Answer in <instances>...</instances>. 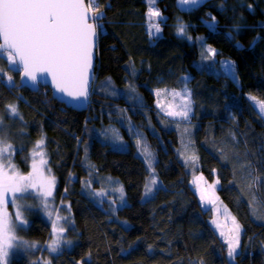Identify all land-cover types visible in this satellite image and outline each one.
I'll use <instances>...</instances> for the list:
<instances>
[{
	"label": "trees",
	"instance_id": "16d2710c",
	"mask_svg": "<svg viewBox=\"0 0 264 264\" xmlns=\"http://www.w3.org/2000/svg\"><path fill=\"white\" fill-rule=\"evenodd\" d=\"M98 2L103 19L97 83L88 112L68 109L49 88L31 92L22 86L21 72L0 59V67L13 81L4 89L7 81L0 77V116L7 138L21 147L17 161L27 173L29 147L44 138L49 165L58 179L60 213L65 212L63 206H70L72 221L66 226L72 244L50 255L45 247L52 224L39 211L30 212V225L20 232L40 248L16 254L10 264L44 260L51 264L81 260L84 264H264V179L255 186L253 201L243 170L253 154L264 153V118L248 100L249 93L264 100V0H207L190 11L181 10L178 0H158L167 17L160 36L150 34L148 0ZM180 24L191 39L178 34ZM198 36L218 51L219 62H235L238 81L220 68L197 67ZM110 80L121 91L114 90ZM185 82L192 91V116L178 130L176 123L160 115L154 90H180ZM9 104L17 106L23 120L8 114ZM78 121L87 122L83 136L77 133ZM121 122L129 132L132 124L145 135L156 152L158 186L142 202L145 215L133 223L118 213L119 199L107 200L115 197L109 192L122 182L97 172L90 156L92 145L103 142V133L111 126L122 128ZM193 152L198 161L186 162L184 158ZM80 153L84 175L77 188L78 178L67 183L60 173ZM103 168L104 164L100 171ZM256 168L264 177V167ZM200 174L209 182L219 178L218 194L243 227L242 251L235 263L211 225V211L203 208L194 191L193 180ZM101 192L107 195H97Z\"/></svg>",
	"mask_w": 264,
	"mask_h": 264
},
{
	"label": "snow or ice",
	"instance_id": "6c2138e0",
	"mask_svg": "<svg viewBox=\"0 0 264 264\" xmlns=\"http://www.w3.org/2000/svg\"><path fill=\"white\" fill-rule=\"evenodd\" d=\"M200 2L201 0H179L181 5H197ZM148 4L150 26L155 30L150 34L155 35L161 29L158 23L151 22V18L159 17L161 13L154 7L155 0H148ZM248 7L251 8V5ZM102 19L103 13L100 11L97 0H0V59H4L13 71L22 72V80L26 78L30 84L38 83L40 74H48L60 93H64L74 101H79L81 98L87 99L93 66V50L97 45L98 28L101 27L99 22ZM178 34L187 36L185 25H179ZM187 38L191 39V37ZM205 53H211L214 56L216 51L205 47L202 56ZM222 63L224 70L235 76L234 63ZM0 77H5L7 83L13 82L12 76L6 75L2 67H0ZM183 79L187 81L188 77ZM129 88L132 92L136 91L132 85H129ZM154 94L157 98V107L166 116L174 120L190 121L193 100L192 92L186 82L180 90L158 88L154 90ZM161 98L168 102L162 103ZM248 100L258 114L264 118V100L251 93L248 94ZM6 110L10 116L23 120L15 104L7 105ZM129 130H132L131 127ZM109 131L115 142L122 143L118 130L110 129ZM133 134L138 137L142 135L136 132ZM103 135L107 137L108 133L105 132ZM44 142L43 137L37 141L31 157L26 158L32 161L30 172L26 175L21 173L13 162L16 149L5 134L3 117L0 116V264H9V256L13 250L36 246L35 242L26 241L18 236L17 229L28 225L24 211L31 205L21 203L26 193L35 190L42 198L41 203L46 211L48 198L53 195L56 181L51 174L46 153L41 150ZM189 143L193 142L189 141ZM136 145L150 174L149 182L145 185V196H148L158 183L154 168L155 154L146 141L137 138ZM187 147L185 145V150ZM183 154L181 152V155ZM253 157L254 159L246 160L243 170L247 173L245 188L253 194L254 201L255 186L264 179L256 165L264 167V153L260 157H255L253 154ZM198 159L199 157L193 152L191 156L186 157V162L191 161L195 164ZM225 159H227L226 156ZM203 179L202 176L199 177V180ZM219 183V178H216L214 183L208 187L215 189ZM193 184L200 189L202 201L216 203L218 198L205 200L204 190L200 188L196 179L193 180ZM114 191L121 193L120 201L123 203V187L114 189ZM97 195H107V193L101 192ZM112 203L115 201L113 200ZM9 204L13 206V212H9ZM249 206L255 214L256 210L252 207V201L249 202ZM224 211L225 219L231 220V226L227 228V231L216 220L212 223L220 229V235L225 239L228 246V257L235 258L237 249L240 247L242 225L235 216L228 212L226 206ZM47 215L49 218L55 215L51 225L52 235L47 247L50 252L56 253L63 245L72 244L71 240L64 237L63 234L67 228L59 221L64 220L68 223L72 221L68 216H60L54 211H47ZM88 255L90 256L91 253ZM45 264H51V261H45ZM77 264H84V260L78 261ZM200 264H203V261H200Z\"/></svg>",
	"mask_w": 264,
	"mask_h": 264
},
{
	"label": "rangeland",
	"instance_id": "374dc122",
	"mask_svg": "<svg viewBox=\"0 0 264 264\" xmlns=\"http://www.w3.org/2000/svg\"><path fill=\"white\" fill-rule=\"evenodd\" d=\"M206 1L207 0H201V2L197 5H181L179 3V0H178V5H179V8L181 10L190 11V10H194V9L198 8L200 5H202ZM154 7L159 10L161 15L159 17H152L151 22H155V23L159 24L161 31L159 33H156L155 35L160 36V35H162L163 27L166 26L167 17L164 16L163 13L161 12V10L158 6V0H155ZM99 23L101 25V21ZM99 30H100V28H98V32H99ZM149 30H150V32L155 31L154 29H151L150 24H149ZM185 32H186L187 36H182V37H184V38L189 37V31L187 30V28H185ZM196 41L199 43V50H200L199 59L197 61V67L199 69H209L212 67H216V68H220V70L225 71L222 62H233L234 63L235 76L231 75L230 73H228L226 71L225 72L230 77H232L234 80L238 81L236 64L234 61L229 60V59H225L222 62H219L218 61V51L214 47L208 45L203 36L196 37ZM205 47H210L212 49H215L216 54L214 56H212L211 53H205L202 56V53L204 52ZM208 57H210V58H208ZM110 82L112 83L111 86L113 87L114 90L121 91L120 89L116 88V86L112 80H110ZM7 84H4V89L9 87V84L8 85ZM0 94H1V92H0ZM170 99L171 98L169 97V100ZM161 102L167 103L168 101H165L163 98H161ZM158 111H159L160 115L169 119L170 122H172V124L176 123L175 125L177 126L178 130H179V124L180 123H187L188 122V121H179L178 119L174 120L172 117L166 116L159 108H158ZM191 116H192V112L190 113V117ZM86 123H87L86 121H78V123L76 125L77 133L81 136H83V134H84ZM122 125H123V123L121 124V126ZM130 127L132 129V132H129L125 126H122V128H117L116 126H111L107 131H105L108 133L107 137H105V135H103L104 141L103 142L96 141L92 145V147L90 149V156H91L92 161L96 165L95 170H97V172L101 173V175L113 176L116 180L122 182L123 186H122V184H120L119 188L123 187L124 202L121 203L122 208L118 209L119 210L118 213L121 216L125 215L127 217L128 222L133 223V222L141 219L145 215V211H144V207H143L142 202H143L144 198L149 197L152 194L154 188L158 186V183L153 188L151 194L148 196H145V185H146V183L149 182L150 174H149V170L146 166V163L144 162L142 156L138 152L136 140H137V138H139L142 141H146L148 145H150V144H149L148 139L145 135H143L142 133L141 134L143 136L141 135L138 137V136L134 135L133 134L134 132L139 133V131L136 130L132 124H130ZM3 128H4V126H3ZM110 129L118 130L119 135L122 138V143L114 141V139L112 138V133H111V131H109ZM6 132L7 131L5 130V134L8 136V134ZM9 142H11V140H9ZM123 142H124V144H123ZM130 142H131V144H128ZM11 143L13 144L14 148L16 149L15 155L13 157V162L16 164V166L21 171V173H23L25 175L28 174L31 170V168H30V165L32 163L31 159H28L27 166L29 167V169L26 173L24 171L23 166L21 164H19L17 161V152L21 149V147H19L20 145L17 143H13V142H11ZM108 144H111V145H108ZM35 145H36V143H35ZM35 145L32 147H29V151H28L29 153L27 152L28 153L27 158L31 157L32 151H33V148L35 147ZM150 147H151V145H150ZM41 150L46 153V158L48 160V165H49V156L47 154L45 144L43 145V148ZM151 150L155 154V163H156V152L152 147H151ZM189 156H191V155H189ZM83 158H84L83 153H80L79 156L72 157L70 160V165L60 173V176L67 183H69V181L76 182V179L78 178V181L76 184L77 188H80L81 178L84 175V169L82 166ZM184 159L186 160V158H184ZM102 164H104V168L100 171L99 167ZM51 174L55 177L56 183H55L53 195L48 198V209H47V211H54L55 213L59 214L60 216H68L70 219V212H69L70 210H69L68 206H63L62 208H65L64 209L65 212H63V214L60 213L62 202L59 201V199L57 197L58 188H59L58 179L56 178L55 173L52 169H51ZM155 176H156V174H155ZM201 176L204 178L202 181L199 180V177H201ZM195 179L200 184V188H202L204 190L203 195L205 197V200L218 198L216 200L215 204L205 203L204 201L201 200L200 189H198L196 187V185L193 184L194 191L197 194L201 205L203 206V208L205 210H210L212 213V219H211L212 227L215 229V231L218 233V235L221 237V239L225 242L224 237H222L220 235V229H218L212 223V221L216 220L219 224H221L224 227V230L227 231V228L231 226V220L225 219V216H226V213L224 211L225 206H226L228 212L231 213L232 216H235V215L231 212V210L228 208V206L221 200V198L218 194V190L221 187V183L217 184L215 189H212L208 186L213 184L214 182H209L205 178V176H203L202 174L197 175L195 177ZM109 185L115 186L114 183L109 184ZM119 193L120 192H118V191L109 192V195H113L115 197L114 198H108L107 200L111 201V203L113 200H115V198L120 200V195L117 196ZM41 199L42 198L40 197V195L38 193L35 192V190H30L28 193L25 194L24 198L21 200L22 204L31 205L30 208H27L24 211L25 217L28 220V225L24 228H28L30 225V215H29L30 212L39 211L45 217V219L48 222H51V224H52V220L55 219V215L53 217L49 218V216L47 215V211L45 210L43 204L41 203ZM8 210H9V212L14 211V208L11 204H9ZM255 219L258 221V219L256 217H255ZM59 223L64 224L66 227L68 222L61 220V221H59ZM24 228H22V229H24ZM20 230L21 229H17V235L18 236L22 237L26 241L33 242V241H30V240L26 239L25 237H23L21 235ZM243 233H244V230L242 227V232H241V236H240V247L237 249V255L235 256V258H229L231 263L236 262L237 256L242 251ZM63 235L66 239H69L67 237L66 232ZM35 245H36L35 247L29 248V249L13 250L9 256V264L11 262L12 257H14L16 254L27 252V251L36 252L40 248V244L35 242ZM69 247H70V245H63L61 250L59 252H56V253L50 252V250L48 249L47 246L45 248L47 249V251L50 255H55V254H58V253L64 251L65 249H68ZM45 261H48V260H44L40 264H45Z\"/></svg>",
	"mask_w": 264,
	"mask_h": 264
},
{
	"label": "water",
	"instance_id": "95a60500",
	"mask_svg": "<svg viewBox=\"0 0 264 264\" xmlns=\"http://www.w3.org/2000/svg\"><path fill=\"white\" fill-rule=\"evenodd\" d=\"M99 37L100 34L98 32L97 38V45L96 48L93 50V66H92V74L89 82V95L87 99L81 98L79 101H74L70 97H67L64 93H60L55 88V85L51 81V76L48 74H40L39 82L36 84H30L27 82L26 78L22 80L23 73L21 72V84L22 86L29 89L31 92H39L41 87L49 88L52 92L53 98L58 101L60 104L65 105L68 109H72L76 112H88L90 110L93 95L97 83V66H98V59H99Z\"/></svg>",
	"mask_w": 264,
	"mask_h": 264
},
{
	"label": "built area",
	"instance_id": "2783aa9c",
	"mask_svg": "<svg viewBox=\"0 0 264 264\" xmlns=\"http://www.w3.org/2000/svg\"><path fill=\"white\" fill-rule=\"evenodd\" d=\"M97 2H98V0H97ZM98 4H100V3L98 2Z\"/></svg>",
	"mask_w": 264,
	"mask_h": 264
}]
</instances>
